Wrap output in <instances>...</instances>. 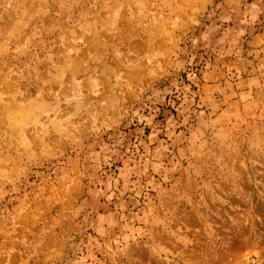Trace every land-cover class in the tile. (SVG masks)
Wrapping results in <instances>:
<instances>
[{
    "label": "rangeland",
    "instance_id": "374dc122",
    "mask_svg": "<svg viewBox=\"0 0 264 264\" xmlns=\"http://www.w3.org/2000/svg\"><path fill=\"white\" fill-rule=\"evenodd\" d=\"M0 264H264V0H0Z\"/></svg>",
    "mask_w": 264,
    "mask_h": 264
}]
</instances>
